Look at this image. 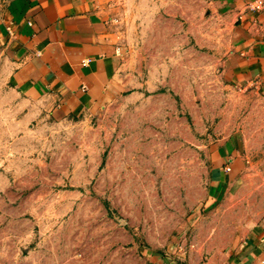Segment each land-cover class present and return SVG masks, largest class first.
Returning a JSON list of instances; mask_svg holds the SVG:
<instances>
[{
  "label": "rangeland",
  "instance_id": "rangeland-1",
  "mask_svg": "<svg viewBox=\"0 0 264 264\" xmlns=\"http://www.w3.org/2000/svg\"><path fill=\"white\" fill-rule=\"evenodd\" d=\"M102 2L133 79L91 116L19 94L0 48V264H239L264 217V96L224 79L226 0ZM231 134L246 168L197 213L206 146Z\"/></svg>",
  "mask_w": 264,
  "mask_h": 264
},
{
  "label": "crops",
  "instance_id": "crops-1",
  "mask_svg": "<svg viewBox=\"0 0 264 264\" xmlns=\"http://www.w3.org/2000/svg\"><path fill=\"white\" fill-rule=\"evenodd\" d=\"M251 1L224 4L232 40L223 76L264 96V6L250 8ZM0 48L16 91L57 117L91 116L122 98L133 79L102 0H0ZM205 158L207 182L197 213L224 200L248 156L243 138L231 134L206 146ZM238 253L239 264L264 263V217L245 231Z\"/></svg>",
  "mask_w": 264,
  "mask_h": 264
},
{
  "label": "built area",
  "instance_id": "built-area-1",
  "mask_svg": "<svg viewBox=\"0 0 264 264\" xmlns=\"http://www.w3.org/2000/svg\"><path fill=\"white\" fill-rule=\"evenodd\" d=\"M263 6H264V0H252L249 3V7L250 8H254V9H260ZM226 169L229 170L230 169V166H227Z\"/></svg>",
  "mask_w": 264,
  "mask_h": 264
}]
</instances>
